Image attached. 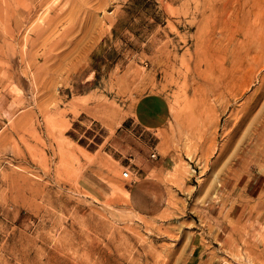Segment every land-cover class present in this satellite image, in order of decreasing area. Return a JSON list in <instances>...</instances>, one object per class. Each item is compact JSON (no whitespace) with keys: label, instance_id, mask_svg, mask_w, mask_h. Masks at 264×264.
Here are the masks:
<instances>
[{"label":"rangeland","instance_id":"1","mask_svg":"<svg viewBox=\"0 0 264 264\" xmlns=\"http://www.w3.org/2000/svg\"><path fill=\"white\" fill-rule=\"evenodd\" d=\"M169 69L142 217L112 146ZM262 78L264 0H0V264H264Z\"/></svg>","mask_w":264,"mask_h":264},{"label":"crops","instance_id":"2","mask_svg":"<svg viewBox=\"0 0 264 264\" xmlns=\"http://www.w3.org/2000/svg\"><path fill=\"white\" fill-rule=\"evenodd\" d=\"M157 87V93L147 94L138 100L134 113L116 130L117 142L112 146L121 162L125 160L124 168L135 166L132 170L136 173L141 171L128 194L132 209L142 217L154 216L163 209L166 198L160 188L161 183L148 176L153 167L149 158L154 150L150 141L156 132L166 127L169 103L178 99L173 94L185 92L186 78L178 70L169 69L159 75ZM129 156L132 157L131 164L127 161Z\"/></svg>","mask_w":264,"mask_h":264},{"label":"bare ground","instance_id":"3","mask_svg":"<svg viewBox=\"0 0 264 264\" xmlns=\"http://www.w3.org/2000/svg\"><path fill=\"white\" fill-rule=\"evenodd\" d=\"M245 64L247 65V63L245 62ZM243 67H245V65L243 66ZM240 69H241V67H240ZM242 70V69H241ZM236 72H239V70H236ZM243 72V71H242ZM240 74H243V73H240ZM237 75V74H236ZM237 77V78H236ZM241 77V76H240ZM241 78H244V77H241ZM238 79V75L237 76H233V77H231V84H235V82H236V80ZM263 79V81H262V83L264 84V78H262ZM245 80V79H244ZM239 81V80H238ZM228 81L226 82L225 81V84H224V86L222 87V88H224V90H231V84H230ZM238 83V82H237ZM246 87V85L243 87V88H245ZM240 95V94H239ZM235 96H237V94L235 95ZM254 102H256V101H254ZM253 102V103H254ZM253 106H254V104H251V106L248 108V109H252L253 108ZM247 109V111H249ZM262 137H264V120H263V122H261V123H259L255 128H254V131H253V135H252V138H251V143H250V148L252 147V150H253V147H254V149L255 150H253V151H256V152H254V158H252V161H253V163L255 162L256 163V165L258 164L259 165V163H262V162H264V143L262 142V139H264V138H262ZM262 145V149H259V147ZM252 150L250 151V149H249V152L250 153H252ZM250 153H249V155H250ZM246 154H247V151H246ZM253 155H252V157H253ZM247 156V155H246ZM251 156V155H250ZM156 158V157H155ZM247 159V158H246ZM251 161V160H250ZM260 165H262V164H260ZM259 167V166H258ZM262 168V167H261ZM129 172V171H128ZM263 172V171H262ZM123 173V172H122ZM129 174L130 173H128V176H129ZM122 175V174H121ZM257 254V253H256ZM254 257H255V255H254Z\"/></svg>","mask_w":264,"mask_h":264},{"label":"built area","instance_id":"4","mask_svg":"<svg viewBox=\"0 0 264 264\" xmlns=\"http://www.w3.org/2000/svg\"><path fill=\"white\" fill-rule=\"evenodd\" d=\"M154 152H155V150H153V151L151 152V154H150V159H155L156 154H155ZM131 160H132V157L129 156V157H128V160H127V161H128V164H131V163H130ZM129 169H130L129 166L125 167L124 172H123L122 175H121V177H122L123 179H127V180H128V179L130 178V175L128 176V173H130V172H128Z\"/></svg>","mask_w":264,"mask_h":264}]
</instances>
